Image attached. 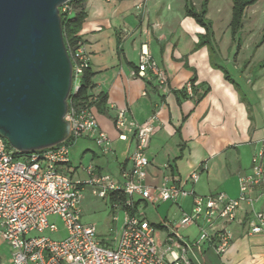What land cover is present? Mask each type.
Instances as JSON below:
<instances>
[{"label": "crops", "instance_id": "1", "mask_svg": "<svg viewBox=\"0 0 264 264\" xmlns=\"http://www.w3.org/2000/svg\"><path fill=\"white\" fill-rule=\"evenodd\" d=\"M188 1L198 12L205 0ZM85 13L78 36L93 72L91 94L106 96L104 112L92 107V113L111 141V151L105 153L93 138L80 139L82 155L90 153L92 160L98 159L94 176L109 174L122 181L121 171L130 168L134 138L127 135L121 141L114 127L116 113L126 110L128 120L137 124L156 118L146 151V185L156 189L167 178L181 183L198 170V181L183 185L187 194L238 198L239 178L251 175L252 158L264 144V44L238 43L241 30L232 36L230 16V42L220 49L208 7L205 20L211 35L201 40L205 29L186 14L185 0H86ZM220 14L217 11L214 17ZM144 45L167 78L166 95L148 77L132 76ZM190 81L195 86L192 96L180 94ZM87 143L97 147L99 156ZM111 160L117 164L118 176L110 173ZM78 168L69 160L61 171L73 180L86 181ZM248 198L232 222L217 223V229L231 237L228 250L217 255L211 248L193 245L187 254L191 264H264V236L248 233L254 214L264 213L263 189L253 188ZM191 201V195L178 198L180 217L190 212ZM7 250L8 257L0 258V264H10L9 246Z\"/></svg>", "mask_w": 264, "mask_h": 264}, {"label": "built area", "instance_id": "2", "mask_svg": "<svg viewBox=\"0 0 264 264\" xmlns=\"http://www.w3.org/2000/svg\"><path fill=\"white\" fill-rule=\"evenodd\" d=\"M71 64V94L74 95L79 88L81 71L88 65L81 44L72 52ZM132 76L148 77L155 82L158 91L169 93L167 78L150 57L146 45L141 49L137 71L132 72ZM184 90L192 96L191 83H187ZM94 101L91 97L89 104ZM64 119L70 124V134L63 143L29 153L24 158L16 159V152L0 136V238L11 249L10 264H191L187 254L193 245L205 246L223 255L230 246L231 237L227 231L218 230L217 223L232 222L239 205L250 201L248 196L253 188L261 187L264 192V144L252 158L251 175L239 178L236 199L223 193L198 196L183 191L185 183L198 181V170L181 183L167 178L156 189L146 185L149 166L146 151L156 118L152 116L137 124L128 120L126 110H119L114 119L119 139L125 141L130 135L135 141L128 158L130 168L120 173L122 181L109 174L94 176L93 167L87 170L90 179L73 180L61 171L69 163L70 146L84 137H91L100 150L108 153L111 141L99 130L88 104H68ZM84 186H90L92 194L100 199L109 200L110 194L124 196L123 204L116 202L111 207L124 211L115 240H100L94 226L81 222ZM186 195H191V210L182 214L176 228L163 224L162 230H156L144 217L123 210L133 208L135 196L140 201L157 205L176 204L180 196ZM50 217L62 223L64 236H60ZM189 226L198 229L193 242L176 233V229ZM248 227L250 235L264 236V213H255ZM158 233L164 235L161 240Z\"/></svg>", "mask_w": 264, "mask_h": 264}, {"label": "water", "instance_id": "3", "mask_svg": "<svg viewBox=\"0 0 264 264\" xmlns=\"http://www.w3.org/2000/svg\"><path fill=\"white\" fill-rule=\"evenodd\" d=\"M70 0H0V136L18 154L63 143L72 64L60 8Z\"/></svg>", "mask_w": 264, "mask_h": 264}, {"label": "rangeland", "instance_id": "4", "mask_svg": "<svg viewBox=\"0 0 264 264\" xmlns=\"http://www.w3.org/2000/svg\"><path fill=\"white\" fill-rule=\"evenodd\" d=\"M206 10L209 8L211 13V21L213 23L214 38L216 42H220V49L224 47V43L230 42L229 33V21L230 14L232 13L231 0H205ZM220 11L218 17H214V14ZM241 30V31H240ZM240 33L237 38V42L242 45H263L264 44V0H257L254 4L245 8ZM238 31V32H239ZM238 82V81H237ZM83 141H79L77 144L70 146L68 158L72 164L78 168L80 178L88 180L87 170L97 162L92 160L91 154L85 156L82 155L84 149H82ZM89 149L99 156V150L93 143H87ZM123 161V160H122ZM110 173L113 176H118L117 164L114 161H110ZM135 203L140 201V198L134 197ZM186 211L189 210L188 202L185 201L183 205ZM81 222L84 225L94 226L98 238L101 240L113 241L117 238L124 219V211L112 210L108 199H100L92 194V188L85 186L82 190V197L80 202ZM136 213L142 216L151 224L163 223L176 228L180 221V214L176 204L171 202L160 203L158 205H152L140 201ZM182 214V213H181ZM49 220L53 222L59 229L60 236H64V227L62 223L54 218L50 217ZM177 235L182 238L189 237L192 241L196 239L198 230L195 226H189L188 228L176 229ZM164 235L158 233V239L161 240ZM0 243V258L4 261L8 257L7 243L1 241Z\"/></svg>", "mask_w": 264, "mask_h": 264}, {"label": "trees", "instance_id": "5", "mask_svg": "<svg viewBox=\"0 0 264 264\" xmlns=\"http://www.w3.org/2000/svg\"><path fill=\"white\" fill-rule=\"evenodd\" d=\"M186 1V14L192 17L198 25L205 29V34L201 37V40L207 39L211 35L210 23L205 20L206 13V1L202 3L200 11L196 12L190 5L188 0ZM257 0H231L232 2V13H231V23L230 29L232 36L235 37L241 28L242 15L248 6L254 4ZM85 2L86 0H70L63 7L60 8V19H61V29L63 42L72 63V52L78 48L81 44L80 38L78 36L80 29L82 27L83 21L86 17L85 13ZM82 45V44H81ZM93 72L90 70L89 65L83 68L81 75L79 77V88L76 94H71L68 99V104L74 102L77 105L88 104L91 107H96L97 111L103 113L106 105V96L101 94L97 97L91 94L93 84H92ZM192 85V90H195L194 82L190 81ZM184 88L180 90V94H184ZM94 97L95 101L89 104L90 98ZM28 154H18L14 153L16 159L24 158ZM69 164V163H68ZM67 164V166H68ZM109 203L112 205L116 202L123 204L124 196L117 194H110ZM139 202L135 203L131 209H123L130 215L136 213V208ZM156 230H162L163 223L150 224Z\"/></svg>", "mask_w": 264, "mask_h": 264}]
</instances>
